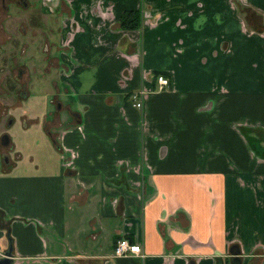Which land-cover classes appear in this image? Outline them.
Segmentation results:
<instances>
[{"label": "crops", "instance_id": "1", "mask_svg": "<svg viewBox=\"0 0 264 264\" xmlns=\"http://www.w3.org/2000/svg\"><path fill=\"white\" fill-rule=\"evenodd\" d=\"M49 2L73 108L47 132L55 162H0V256L264 264V0ZM127 8L136 29L118 26ZM119 237L142 255L112 256Z\"/></svg>", "mask_w": 264, "mask_h": 264}, {"label": "rangeland", "instance_id": "2", "mask_svg": "<svg viewBox=\"0 0 264 264\" xmlns=\"http://www.w3.org/2000/svg\"><path fill=\"white\" fill-rule=\"evenodd\" d=\"M23 1L0 0V132L10 142L0 146V162L19 154L52 163L57 155L47 132L56 135L55 121L73 108L61 80L65 48L49 0Z\"/></svg>", "mask_w": 264, "mask_h": 264}, {"label": "built area", "instance_id": "3", "mask_svg": "<svg viewBox=\"0 0 264 264\" xmlns=\"http://www.w3.org/2000/svg\"><path fill=\"white\" fill-rule=\"evenodd\" d=\"M154 80L156 83L155 90H161L169 86V80L167 76L161 72H158L156 75H154ZM149 90L150 89L140 88L136 91L131 92L129 94V100L131 101V105L135 107H140L142 105V97ZM65 149L69 151L70 154L68 158L64 157V155L61 154L62 164L67 167H72V153L70 152V149ZM128 254L142 255V251L139 244L137 242H128L127 239L124 237L117 238L112 246L111 255L122 256Z\"/></svg>", "mask_w": 264, "mask_h": 264}, {"label": "trees", "instance_id": "4", "mask_svg": "<svg viewBox=\"0 0 264 264\" xmlns=\"http://www.w3.org/2000/svg\"><path fill=\"white\" fill-rule=\"evenodd\" d=\"M140 21L141 11L139 8L122 9L118 17V26L122 29H136L140 26ZM158 72H154L152 77L154 78Z\"/></svg>", "mask_w": 264, "mask_h": 264}, {"label": "water", "instance_id": "5", "mask_svg": "<svg viewBox=\"0 0 264 264\" xmlns=\"http://www.w3.org/2000/svg\"><path fill=\"white\" fill-rule=\"evenodd\" d=\"M11 247H12L11 246V241H9L8 246H7V249L0 256V264H11V262H12ZM188 264H193V261L192 260H189L188 261Z\"/></svg>", "mask_w": 264, "mask_h": 264}, {"label": "flooded vegetation", "instance_id": "6", "mask_svg": "<svg viewBox=\"0 0 264 264\" xmlns=\"http://www.w3.org/2000/svg\"><path fill=\"white\" fill-rule=\"evenodd\" d=\"M23 3H25V2L23 1ZM40 10H41V7H40ZM7 119L10 122L11 119H12V117H8ZM8 121H6L5 124L9 123ZM5 145H8L9 146L10 145V142H9L7 133H5L4 131H1L0 132V146H5ZM2 154L4 155V153H2ZM8 159L9 158H8V155H7L6 156V161H8Z\"/></svg>", "mask_w": 264, "mask_h": 264}, {"label": "bare ground", "instance_id": "7", "mask_svg": "<svg viewBox=\"0 0 264 264\" xmlns=\"http://www.w3.org/2000/svg\"><path fill=\"white\" fill-rule=\"evenodd\" d=\"M169 80V79H168Z\"/></svg>", "mask_w": 264, "mask_h": 264}]
</instances>
